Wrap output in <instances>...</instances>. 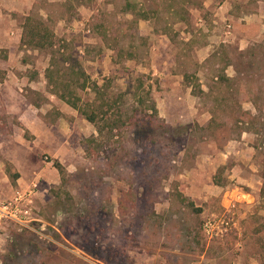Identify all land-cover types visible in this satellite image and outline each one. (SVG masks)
<instances>
[{
  "label": "rangeland",
  "instance_id": "rangeland-1",
  "mask_svg": "<svg viewBox=\"0 0 264 264\" xmlns=\"http://www.w3.org/2000/svg\"><path fill=\"white\" fill-rule=\"evenodd\" d=\"M223 1L0 0V42L33 80L25 127L0 107V149L25 165L20 183L0 172V202L28 210L0 219V264H264V0H230L231 21ZM31 13L88 77L70 92L100 134L52 93L48 51L14 35Z\"/></svg>",
  "mask_w": 264,
  "mask_h": 264
},
{
  "label": "trees",
  "instance_id": "trees-1",
  "mask_svg": "<svg viewBox=\"0 0 264 264\" xmlns=\"http://www.w3.org/2000/svg\"><path fill=\"white\" fill-rule=\"evenodd\" d=\"M40 1L45 0H37V2ZM53 38L54 34L49 25L46 23V19H44L39 14L35 13L27 14L24 16L23 22L21 24V32L19 38L20 44L28 48L48 51V65L44 69V76L46 78L47 84L54 89L52 93H54L59 99L63 100L66 104L76 109L81 115H83V117L87 121L95 124L97 134H100L102 132V127L100 128L96 124L95 120L97 114L95 113V110L86 111V109L83 108L84 106H88L90 101L85 100L80 103V97L75 94V92H70L75 91V88L85 89L86 83H88V77L84 74L83 70L79 66L78 62H76L75 58L71 57V55L69 54L65 55L59 52L60 48L54 44ZM59 72L64 73L58 76ZM64 76L65 79H63ZM230 79V77H227L224 74L215 76V81L220 83L229 81ZM75 84L78 86L75 87ZM71 85H73L74 87L71 88ZM146 109L150 110V113H146L145 109H141L139 112V116H141L142 118L136 117V115H138L136 114L137 112L132 115L133 123L135 124V127L137 129H140V123H142V125L144 124L143 127H148L147 125L150 124V122L152 123V120L149 118V116L156 115L153 100L151 104L146 106ZM139 131L141 132V130ZM167 132L168 128H166L165 133ZM169 138L170 136H166V139ZM92 140H96V137H91L90 141ZM52 165L56 168L60 175L62 173V167L59 162L54 160L52 162ZM2 169L9 181L14 182V180L18 176V173L13 169L12 165L6 161L3 163ZM259 197L261 199V206L264 207L263 187H261L259 190Z\"/></svg>",
  "mask_w": 264,
  "mask_h": 264
},
{
  "label": "crops",
  "instance_id": "crops-1",
  "mask_svg": "<svg viewBox=\"0 0 264 264\" xmlns=\"http://www.w3.org/2000/svg\"><path fill=\"white\" fill-rule=\"evenodd\" d=\"M258 4H257V7H255L256 12H253L251 15L253 17H256V19L262 20L264 19V2L259 1ZM217 14H218L219 19H222V20L228 19L229 21H231L233 18H236V19L238 18L237 15L233 14V10H231L230 0H224L219 5ZM20 32L14 35L15 36L17 35L18 37H20ZM231 32H232V29H231ZM230 35H232V33H230ZM233 37H235V39H237L239 43L243 40V37L240 34L233 35ZM11 46H12L11 43H8L7 40L3 43L0 42V48L7 50L6 51L7 54L1 55L2 57H0V107L3 106L2 109L3 111H5V113L15 114L17 116V119L20 121L21 125L25 127V121L22 120V117L23 115L25 116V114L21 112L22 106L25 105V98L21 94V87L19 84H21V81L23 82L27 81L28 85H30L33 83V80L29 78H26L25 80V75L24 74L19 75V73L17 72L16 69L18 68V65H17L18 62L16 63L17 60L11 58L13 54L10 49ZM11 91L15 93V96L12 95ZM0 154L2 156V158L0 159V163H1L0 172L2 174V179L6 180L7 178L6 174L4 173L2 169L3 163L7 161L12 165L13 169L18 173V176L14 181L19 182V183L24 181L25 165L23 161L17 158H13L12 156H9L7 154H4V152L1 149H0ZM30 185L31 187H35L36 182L32 181ZM23 189H25V185ZM240 204H244V202H240ZM261 212L264 217V209H262ZM236 221L237 219H235V223Z\"/></svg>",
  "mask_w": 264,
  "mask_h": 264
},
{
  "label": "built area",
  "instance_id": "built-area-1",
  "mask_svg": "<svg viewBox=\"0 0 264 264\" xmlns=\"http://www.w3.org/2000/svg\"><path fill=\"white\" fill-rule=\"evenodd\" d=\"M20 200V194L16 193L15 195H13V197H11L10 200L0 202V219L9 218L20 225H25V220L21 219V217L25 218L28 210L20 206ZM210 225L211 222L209 221H206L204 223L205 227H208Z\"/></svg>",
  "mask_w": 264,
  "mask_h": 264
}]
</instances>
